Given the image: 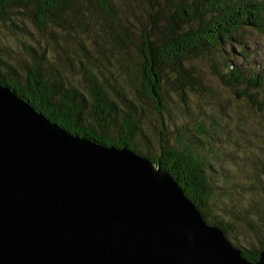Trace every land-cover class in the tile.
<instances>
[{"label": "trees", "instance_id": "16d2710c", "mask_svg": "<svg viewBox=\"0 0 264 264\" xmlns=\"http://www.w3.org/2000/svg\"><path fill=\"white\" fill-rule=\"evenodd\" d=\"M128 1L0 0V24L8 23L20 30L27 23L41 40L58 32L69 38L79 51L73 56L81 58L76 61L86 84L73 88L63 83L58 64L61 62L63 66L62 60L69 56L66 48L57 45L58 52L53 56L44 49L24 48L28 60L21 63L19 76L12 63L0 58V86L71 136L106 147H125L154 167L158 163L202 221L221 230L232 246L227 238L228 224L222 218L216 219L218 215L212 214L209 206L215 189L211 184L210 165L189 144L179 139L171 144L161 136L165 106L163 84L174 93L194 90L198 80L191 76L188 61L204 55L222 61L225 72L216 75L221 83L240 87L246 77L231 63L229 55L234 50L240 58L246 57L241 46L242 33H264V7L257 0H145L149 7L143 23L135 27L127 9ZM104 50L114 62L126 61L130 53L136 58L129 70L135 83V98L117 95L119 107L108 96L112 91L109 84L105 80L100 83L102 75L92 54L97 53L98 63L104 62L108 60ZM62 55L64 58L60 61L55 58ZM120 67L124 68L125 64ZM255 79L261 87L262 76ZM140 97L150 102L160 122L161 131L154 133L158 137V153L154 157L135 149L139 144L147 150L140 115L137 117L135 113V102L140 104ZM196 127L202 129L199 124ZM259 251H264V244L253 252L239 250L240 256L249 263L256 261Z\"/></svg>", "mask_w": 264, "mask_h": 264}, {"label": "water", "instance_id": "95a60500", "mask_svg": "<svg viewBox=\"0 0 264 264\" xmlns=\"http://www.w3.org/2000/svg\"><path fill=\"white\" fill-rule=\"evenodd\" d=\"M0 264L249 263L157 163L71 136L0 86Z\"/></svg>", "mask_w": 264, "mask_h": 264}, {"label": "rangeland", "instance_id": "374dc122", "mask_svg": "<svg viewBox=\"0 0 264 264\" xmlns=\"http://www.w3.org/2000/svg\"><path fill=\"white\" fill-rule=\"evenodd\" d=\"M257 1L264 7V0ZM128 5L133 26L139 27L149 3L129 0ZM22 29H14L8 23L0 24V58L13 64L16 75L21 74V63L28 60L24 48L44 49L53 56L58 52L57 45H62L69 57L55 58L65 59L63 66L61 62L58 64L63 83L73 88L86 85L76 61L80 57L73 56L79 51L69 38L58 32L56 36L50 33L41 40L27 23L22 24ZM241 43L246 57L240 58L234 50L229 55L231 63L246 77L240 87L221 83L216 75L225 72L222 61L203 55L188 61L191 76L198 80L194 90L174 93L163 84L165 106L161 123L153 114L150 102L140 97V104L135 102V113L137 117L140 115L147 150L139 144L135 149L140 153L147 151L153 157L157 155L158 137L154 133L161 131L160 123L163 125L161 136L171 144L179 139L198 150L210 165L211 184L215 187L209 205L211 213L228 224L227 238L232 246L253 252L264 244V33L244 32ZM103 53L108 60L99 63L97 53L92 54L96 56L95 65L103 78L100 83L105 80L111 87L109 98L116 103L117 95L134 100L135 83H132L129 70L136 58L130 53L126 61L114 62L105 50ZM121 64L125 67L119 68ZM256 76H262L261 87L256 85V79L253 80ZM196 124L202 129H197Z\"/></svg>", "mask_w": 264, "mask_h": 264}]
</instances>
